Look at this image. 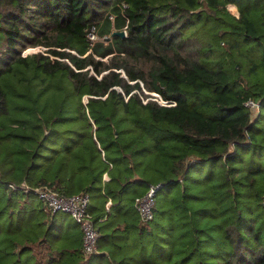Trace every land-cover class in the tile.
Instances as JSON below:
<instances>
[{
	"label": "trees",
	"instance_id": "16d2710c",
	"mask_svg": "<svg viewBox=\"0 0 264 264\" xmlns=\"http://www.w3.org/2000/svg\"><path fill=\"white\" fill-rule=\"evenodd\" d=\"M0 264H264V0H0Z\"/></svg>",
	"mask_w": 264,
	"mask_h": 264
},
{
	"label": "built area",
	"instance_id": "2783aa9c",
	"mask_svg": "<svg viewBox=\"0 0 264 264\" xmlns=\"http://www.w3.org/2000/svg\"><path fill=\"white\" fill-rule=\"evenodd\" d=\"M126 7L125 4L122 5ZM110 20L113 17L110 16ZM87 39L90 41L92 46L96 41H98V36L96 35L94 27L87 32ZM158 99L156 101L161 105H173L163 101L158 95H155ZM245 106L252 112L256 113L258 111L259 105L252 99H248L245 102ZM106 177V176H104ZM38 197L43 201L44 205L51 211H63L68 213L73 220L79 225L82 231V247L85 254H91L96 252V242L98 238V233L94 228L91 215L87 212L89 204L88 194H74L71 196L57 195L55 192L49 188L41 187L36 189ZM154 193L155 187H150L148 191L135 198L134 205L142 221H149L153 216V205H154ZM107 202L106 205H108Z\"/></svg>",
	"mask_w": 264,
	"mask_h": 264
},
{
	"label": "rangeland",
	"instance_id": "374dc122",
	"mask_svg": "<svg viewBox=\"0 0 264 264\" xmlns=\"http://www.w3.org/2000/svg\"><path fill=\"white\" fill-rule=\"evenodd\" d=\"M228 10L229 11H231L232 13H237L236 12V8L235 7H233L232 5H229L228 6ZM125 33V32H124ZM125 35V34H124ZM37 49L36 48H33V49H31V48H29V49H27L26 51H24V53L23 54H26V53H30V52H33V51H36ZM152 95H154V93H152ZM88 212V211H87ZM67 217L70 219V215L68 214L67 215ZM92 217V216H91ZM72 218V217H71ZM72 220H73V218H72ZM74 221V220H73ZM92 221H93V218H92ZM80 228V227H79ZM95 228V227H94ZM96 230V229H95Z\"/></svg>",
	"mask_w": 264,
	"mask_h": 264
},
{
	"label": "water",
	"instance_id": "95a60500",
	"mask_svg": "<svg viewBox=\"0 0 264 264\" xmlns=\"http://www.w3.org/2000/svg\"><path fill=\"white\" fill-rule=\"evenodd\" d=\"M114 34H117V35H119V36H124V31H118V32H114ZM108 40L110 39V38H107Z\"/></svg>",
	"mask_w": 264,
	"mask_h": 264
},
{
	"label": "crops",
	"instance_id": "0c3cea01",
	"mask_svg": "<svg viewBox=\"0 0 264 264\" xmlns=\"http://www.w3.org/2000/svg\"><path fill=\"white\" fill-rule=\"evenodd\" d=\"M233 6V5H232ZM233 7H235V6H233ZM104 178H106V177H104Z\"/></svg>",
	"mask_w": 264,
	"mask_h": 264
}]
</instances>
